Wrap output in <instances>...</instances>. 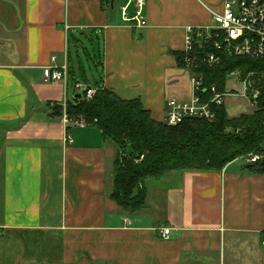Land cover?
<instances>
[{"label": "crops", "instance_id": "obj_1", "mask_svg": "<svg viewBox=\"0 0 264 264\" xmlns=\"http://www.w3.org/2000/svg\"><path fill=\"white\" fill-rule=\"evenodd\" d=\"M145 1L147 25L131 27L126 0H0V264H264V172L239 160L172 170L148 179L145 206L130 212L111 198L113 142L50 114L80 95L77 81L140 98L158 121L170 99L192 97L175 53L186 26L214 24L224 0ZM95 41L96 75L82 68L78 80L83 42ZM65 63L67 82L46 80Z\"/></svg>", "mask_w": 264, "mask_h": 264}, {"label": "trees", "instance_id": "obj_2", "mask_svg": "<svg viewBox=\"0 0 264 264\" xmlns=\"http://www.w3.org/2000/svg\"><path fill=\"white\" fill-rule=\"evenodd\" d=\"M205 49L212 47L206 45ZM175 56L183 67V52H176ZM261 66L263 61L224 55L221 63L202 64L199 70L206 87L216 85L223 91L229 72L260 70ZM259 104L256 112L232 118L225 106H214V121L189 118L170 126L154 119L140 98L124 99L115 91L98 86L93 98L80 94L73 102H67V112L72 119L84 118L113 142L117 156L111 198L123 209L134 212L146 204L144 184L148 179L172 170L220 171L242 154L264 153V96ZM50 111L52 116L61 115L62 108L56 104ZM246 166L263 173L264 159Z\"/></svg>", "mask_w": 264, "mask_h": 264}, {"label": "built area", "instance_id": "obj_3", "mask_svg": "<svg viewBox=\"0 0 264 264\" xmlns=\"http://www.w3.org/2000/svg\"><path fill=\"white\" fill-rule=\"evenodd\" d=\"M145 5V0H126L120 7L124 22L131 27L146 26L147 21L143 19ZM211 11L215 19L214 24L187 25L185 28L183 68L190 74L193 94L187 100L172 98L167 102L164 122L170 126L178 125L189 118L214 121L216 113L213 107L225 106L228 96L245 98L257 110L259 101L264 96V66H261L263 69L260 70L244 72L236 69L227 74V80L234 77L243 84L242 93L229 89L227 81L223 91L216 85L206 87L204 75L199 70L202 64L214 66L221 63L224 55L244 56L264 62V0H224L222 13ZM206 45H210L212 50L207 51ZM55 59L56 57H53L52 61L55 62ZM45 75L47 81L67 82L69 65L65 63L61 66L55 64L47 66ZM75 88L87 99L93 98L97 92V89L82 81H77ZM209 94L211 96H208ZM55 105L56 103L52 102L49 107L54 108ZM61 115L69 125L80 127L89 125L82 117L70 118L67 104L62 106ZM68 139L72 141L70 135ZM261 148L264 150V142ZM263 159L262 151L247 152L236 158L242 160L244 164L258 163ZM169 233L170 228L161 231L163 237H167Z\"/></svg>", "mask_w": 264, "mask_h": 264}, {"label": "rangeland", "instance_id": "obj_4", "mask_svg": "<svg viewBox=\"0 0 264 264\" xmlns=\"http://www.w3.org/2000/svg\"><path fill=\"white\" fill-rule=\"evenodd\" d=\"M92 44L91 42H83V45L88 48L90 53H85L86 50L82 52V55L80 56L82 59L81 65H79V61L77 60V63L74 65L75 72L78 75V80H83V77L85 74L82 75L81 70L84 68L85 73L87 76L92 80V75H96L97 72V66L95 64V61H100L102 60V53H103V44L97 43ZM101 47V49H99ZM101 57V58H100ZM76 58V55H75ZM93 58V59H91ZM95 60V61H94ZM93 84L94 81H92ZM227 87L229 89H234V92L242 93L243 92V84L240 83L236 78L230 77L227 80ZM225 107L228 112V116L230 118L232 117H238L242 114H250L253 112H256V109L252 105L248 103V101L245 98L241 97H234V96H228L225 100ZM241 156V155H240ZM239 157V156H238ZM239 163H243L242 160H239Z\"/></svg>", "mask_w": 264, "mask_h": 264}]
</instances>
